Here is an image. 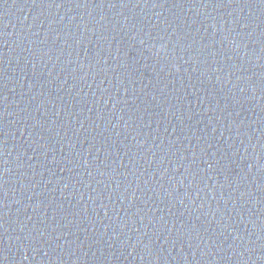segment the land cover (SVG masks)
Here are the masks:
<instances>
[{"label":"water","instance_id":"obj_1","mask_svg":"<svg viewBox=\"0 0 264 264\" xmlns=\"http://www.w3.org/2000/svg\"><path fill=\"white\" fill-rule=\"evenodd\" d=\"M2 264H264V0H0Z\"/></svg>","mask_w":264,"mask_h":264},{"label":"snow or ice","instance_id":"obj_2","mask_svg":"<svg viewBox=\"0 0 264 264\" xmlns=\"http://www.w3.org/2000/svg\"><path fill=\"white\" fill-rule=\"evenodd\" d=\"M0 264H2V262H0Z\"/></svg>","mask_w":264,"mask_h":264}]
</instances>
